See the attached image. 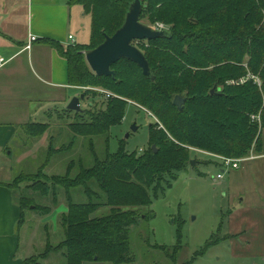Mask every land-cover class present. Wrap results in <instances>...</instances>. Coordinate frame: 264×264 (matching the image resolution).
Masks as SVG:
<instances>
[{"label":"trees","instance_id":"obj_1","mask_svg":"<svg viewBox=\"0 0 264 264\" xmlns=\"http://www.w3.org/2000/svg\"><path fill=\"white\" fill-rule=\"evenodd\" d=\"M132 1L69 0V5L79 4L91 16L90 42L64 45L58 40L44 41L67 61L68 83L81 90L82 101L89 105L73 111L72 133L89 138L93 151L94 139L104 136L108 142L111 128L123 121L126 107L132 103L156 116L148 146L138 154L126 151L121 143L111 153L107 143L105 155L100 158L94 152L89 167L80 162L75 177L46 176L36 184L30 178L33 193L20 198L21 222L28 202L37 193L48 195L53 185L66 191L67 210L59 219L61 239L53 244L47 231L43 252L25 258L23 264H134L131 227L154 218V211L147 207L188 168L194 148L234 159L261 151L264 0H142L140 20L148 25L161 21L169 31L167 37L137 43L149 60L154 79L125 58L112 65L114 76H99L88 65L85 53L123 25ZM249 74L261 79L260 87L253 79L227 85ZM227 86L235 88L228 91ZM177 95L185 98L182 109L174 104ZM98 96L103 97L99 108L90 99ZM253 114H260V122L251 120ZM48 127L46 122L32 121L20 126L27 139L40 137ZM49 153L50 158L56 154L52 146ZM79 188L89 201H73L72 194ZM104 206L110 207L108 212L98 214ZM42 207L38 209L42 215L52 211L50 206ZM157 247L180 249L179 244Z\"/></svg>","mask_w":264,"mask_h":264},{"label":"rangeland","instance_id":"obj_2","mask_svg":"<svg viewBox=\"0 0 264 264\" xmlns=\"http://www.w3.org/2000/svg\"><path fill=\"white\" fill-rule=\"evenodd\" d=\"M71 27L77 44L85 45L90 42L91 16L84 14L83 7L79 4L74 6ZM228 86L226 88L228 91L235 88ZM74 92L77 95L81 93L72 90V93ZM90 99H95L97 108L103 102L101 96ZM69 102L54 107L50 115L45 114L41 116L42 118L32 120L46 122L49 126L40 137L27 139L20 128L18 139L13 143V153L7 162L14 171L10 183L19 203L21 197H28L33 193L30 178H34L36 184L38 180L45 181L46 176L69 174L70 177H75L80 170V162L83 167H89L94 163V152L100 158L105 155L107 143L111 153L117 152L121 143L125 144L126 151H136L138 154L148 146L150 125L157 119L140 105L141 108L132 103L128 104L123 121L111 128L109 141L106 142L104 136L96 137L93 142L95 151H92L89 138L75 136L70 129L69 125L75 121V113L68 111ZM81 106L87 108L89 105L86 101H81ZM134 124L136 130L132 129ZM259 133L262 143L259 152L261 153L264 150V129L259 128ZM74 140L72 147L64 151L65 146ZM50 146L56 152L51 158ZM251 154L252 152L246 156L250 159L239 162L238 168H225L218 157L205 150L194 148L191 155L197 162L195 164L190 162L188 168L180 172L173 186L167 188L164 194L154 198L152 205L147 207L154 211V218L131 227V246L136 256L134 264H252L253 260L236 259L232 255L229 241L223 238L226 233L224 228L228 211L235 204L234 202L239 201L240 196L248 194L247 196L254 202H264V156L254 161L251 159L253 157ZM69 165H71L70 170ZM245 167L251 168L252 172L255 170L256 177L253 174L248 176ZM222 169H225L224 178L218 180L217 174ZM4 176L5 174L1 173L0 178ZM241 182L246 184L243 190L237 191V186H240ZM35 198L24 208L23 226L18 228L21 238L19 255L27 257H37L43 252L47 231L53 244L61 239L59 219L67 210L66 191L60 186L53 185L49 188L48 195L42 196L37 193ZM72 198L75 202L89 201L88 196L80 188L72 194ZM42 206H50L52 211L42 215L38 210L43 208ZM109 208L101 207L98 214L108 212ZM176 244L180 245L179 250L157 247V245ZM54 262L58 263L59 260Z\"/></svg>","mask_w":264,"mask_h":264},{"label":"crops","instance_id":"obj_3","mask_svg":"<svg viewBox=\"0 0 264 264\" xmlns=\"http://www.w3.org/2000/svg\"><path fill=\"white\" fill-rule=\"evenodd\" d=\"M74 6L69 0H0V56L6 60L0 67V175L5 174L0 178V264H23L27 257L19 255L18 228L23 221L19 199L9 185L14 171L7 163L20 126L50 115L56 106L66 105L77 95L72 90L81 92L68 83L67 61L44 41L72 43L69 35L75 38L71 27ZM30 35L37 36V40L25 49ZM251 152L254 161L264 156V150ZM245 172L256 177L251 168ZM245 184L241 182L237 191ZM247 195L240 196L228 211L223 238L229 241L236 259L261 264L264 202H254Z\"/></svg>","mask_w":264,"mask_h":264},{"label":"water","instance_id":"obj_4","mask_svg":"<svg viewBox=\"0 0 264 264\" xmlns=\"http://www.w3.org/2000/svg\"><path fill=\"white\" fill-rule=\"evenodd\" d=\"M143 10L142 0H133L128 8L123 25L112 35H105L104 41L97 47L85 53L86 61L93 72L99 76H114L115 71L112 65L120 59H129L137 63L143 74L150 79H154V73L144 52L135 44L136 41L155 40L169 36L168 30H157L153 26L143 23L140 16ZM215 91L212 89V92ZM84 94L71 98L67 108L72 111H82L81 101ZM185 98L180 95L175 96L174 104L183 108ZM136 124L132 126L136 130ZM155 152L157 147L153 145ZM196 159L191 160L195 164Z\"/></svg>","mask_w":264,"mask_h":264},{"label":"built area","instance_id":"obj_5","mask_svg":"<svg viewBox=\"0 0 264 264\" xmlns=\"http://www.w3.org/2000/svg\"><path fill=\"white\" fill-rule=\"evenodd\" d=\"M153 27L155 29H157V30H166L167 29V26L165 24H163V23H156V25H154ZM69 39L72 41L71 44H75L76 43L75 38L72 35H69ZM35 40H37V36L30 35L29 40H28V43L25 46V49H30L31 46H32V43ZM5 62H6L5 58L0 56V67L3 66L5 64ZM248 79H253L254 82L259 87L262 84L261 79L258 76H255L253 74H249V75L244 76V77H242L240 79L230 80V81H228V83L242 84V83H245ZM251 120L253 122L254 121L255 122H260V114H253V115H251ZM162 126H163L162 124H159V127H162ZM212 155L218 157L221 160V165L223 167H225V168H231V167L238 168L239 167V162H241L243 160H246V159H250V157H245L243 159L242 158L234 159V158H228V157L221 156V155H216V154H212ZM251 158H253V157H251ZM224 172H225V169H222V171L217 174V178L216 179L222 180L224 178Z\"/></svg>","mask_w":264,"mask_h":264},{"label":"flooded vegetation","instance_id":"obj_6","mask_svg":"<svg viewBox=\"0 0 264 264\" xmlns=\"http://www.w3.org/2000/svg\"><path fill=\"white\" fill-rule=\"evenodd\" d=\"M158 23V22H157ZM154 25H156V23L154 24ZM154 25H151V26H154ZM166 30H168V29H166ZM143 41H146V40H143ZM138 42H140V41H136L135 42V44H137ZM138 46V45H137ZM139 47V46H138Z\"/></svg>","mask_w":264,"mask_h":264}]
</instances>
